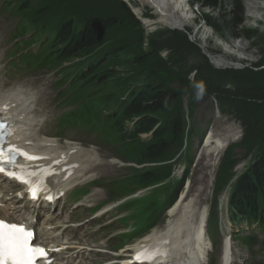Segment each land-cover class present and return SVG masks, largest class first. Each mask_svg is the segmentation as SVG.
Instances as JSON below:
<instances>
[{
	"label": "rangeland",
	"instance_id": "1",
	"mask_svg": "<svg viewBox=\"0 0 264 264\" xmlns=\"http://www.w3.org/2000/svg\"><path fill=\"white\" fill-rule=\"evenodd\" d=\"M83 1L85 0H60L63 21L70 19L71 15V20L74 23L84 18L85 13L80 6ZM88 1L92 11L116 16L118 19H116V23L106 26L103 39L88 54L104 55L109 47L134 53L136 51L131 49L138 50L136 44L138 45L139 42L142 50L151 54L146 68L137 69L129 65L124 66L114 58L109 63L110 67L107 71L112 73L116 80L119 78L124 79L129 75L133 76L128 85L130 83L134 87L144 83L143 80L147 78V80H157L165 88L178 92L173 108L178 110L177 106L179 105L182 108L186 137L181 146L169 152L166 161L156 163L159 168L168 163L167 165L171 169L168 176L164 174L165 176L159 178L158 188L153 196L156 198L157 194L167 193L181 185L176 200L188 188L190 195L200 196L202 202L204 200L205 214H208L209 208L211 211H218L219 232L217 237L222 240L224 236L231 234V258L237 253V257L234 256L233 258L237 259L235 261L238 264H264V257L257 251V248L251 254L247 253L246 255L240 241L234 238L235 233H238V231L239 234H246L251 228H247L242 224L241 229L237 231L236 225L229 222L226 215V198L233 185L232 183L238 176L245 173L253 160L252 156L257 154L264 145V122L259 121L262 117L261 111L264 108V44H260L257 40L261 34H264V0H260L263 21L250 22L247 20L241 24V19L238 18L239 2L241 0H216L215 3L207 5L204 4V0L200 2L177 0L188 2L190 7L196 11L193 14L195 23H192L189 28L183 29L161 24L156 20V15L148 6H144L143 13H136L139 4L137 0ZM122 5H125L127 10L124 11ZM247 6L248 4H244V9ZM206 17L215 18L219 30L212 29L207 24ZM143 19L148 20V24H144ZM203 22L207 25L206 30L208 33L199 36L202 39V41H199L194 35L198 31V26ZM1 23L5 24V22ZM207 37H209L208 45L211 47L216 46L219 49L217 52L203 47L206 44ZM235 45H245L246 51H238ZM224 50L229 53H225ZM220 52L222 54H232L233 56L214 57L219 55ZM127 53L128 55L131 54ZM8 69L9 67L1 72L5 75L14 74L11 67ZM44 74L52 76L56 80L54 71H49V73L44 71ZM122 89H119V91L123 92ZM38 90L42 92L45 101H51V99L48 100L51 92H46V94L45 89L40 90L38 88ZM249 118L252 120H249ZM219 119L224 122L223 126L232 125L231 127L235 128V134L233 140L212 168L208 163H205L207 159H201L200 153L202 152L205 135L211 128L210 125L213 120ZM84 121L87 122L85 118ZM256 122H258L257 125ZM79 125L86 126L83 121ZM87 129L80 131V135L74 138L83 145L93 146L100 154L102 163L92 180L110 181V179L121 177L124 173V175L128 174L127 167L115 155L113 148L98 144L95 141L97 140L95 133L88 126ZM147 137L142 135L141 138L146 139ZM228 155L234 161L235 166L225 173H219V164ZM187 158H191L189 164L186 163ZM91 185L93 184L74 188L70 193V197L73 199L79 198L83 193L88 192ZM105 198V191L102 190V194L96 200H91L90 204L97 201L101 202ZM148 202H142L138 205L147 204ZM125 213L127 212L120 213L116 210L112 211L111 214L98 216L94 219L92 218L94 214H91L85 206H80L78 212L73 213V224L81 227L79 229L71 227L70 229L73 233H76L74 236L85 241L89 247L106 250L102 253L93 249L89 251L93 253L97 260L108 259L110 264H126L132 255L133 243L139 238L131 239L126 243V246L118 249V251H113V249L118 248L116 241L113 238L109 239L111 235L131 229L123 224L129 223L133 216L122 221L123 224L118 220V217ZM167 215L168 212H164L161 215L163 219L160 222L165 221ZM160 225L158 226L160 227ZM207 245L210 246L209 242ZM98 252L99 254H97ZM218 256H210L212 263L208 261L207 264H220L221 253Z\"/></svg>",
	"mask_w": 264,
	"mask_h": 264
},
{
	"label": "trees",
	"instance_id": "2",
	"mask_svg": "<svg viewBox=\"0 0 264 264\" xmlns=\"http://www.w3.org/2000/svg\"><path fill=\"white\" fill-rule=\"evenodd\" d=\"M194 1L200 2L201 0ZM204 1L207 5L215 3L216 0ZM88 3V0L80 3L85 17L77 23L72 22L71 15L70 19L64 21L62 17L55 26L56 41L61 46L55 52V62L87 55L103 39L106 26L117 22L116 16L92 11ZM122 7L124 11L127 10L125 5ZM39 12L42 11L39 10ZM206 22L212 29L219 30L215 18L206 17ZM246 32L248 34V31ZM257 40L260 44H264V34H261ZM136 46L138 50L130 48L136 51L134 53L109 47L104 57L97 56L98 58H95L91 64L90 71L85 73L82 79L80 78V82H84L85 87L94 86L99 93H102L103 97L97 96L98 93H86L84 92L85 87H81L80 100L90 111V118L97 123L102 122L100 132L105 139L118 143L117 148L124 160L143 166L133 169L134 173L124 180L120 193L132 190L136 186L159 182V178L164 174L168 176L171 169L168 163L161 168L157 167L156 163L166 161L169 152L183 144L186 130L182 108L180 105L177 106L178 110L173 108L178 92L165 88L157 80H147V78L143 80L144 83L134 87L133 84L128 85L133 76L129 75L124 78L125 80L121 78L116 80L114 75L107 71L110 67L109 63L114 58L124 66L129 65L137 69L146 68L151 54L143 51L139 42ZM127 52L131 54L128 55ZM121 88L123 92L119 91ZM99 105H105L104 108L108 110L106 116L101 115ZM261 114L259 121L263 123L264 108ZM249 120L252 119L249 118ZM142 135L148 137L142 139ZM252 158L245 173L238 176L232 183L228 192V203L232 215L241 214L250 221L259 222L264 231V145ZM190 159L187 158V164L190 163ZM219 165V173H225L235 166L230 155L225 157ZM180 188L181 185L166 196L161 203L164 206L161 210L167 208L169 203L175 200Z\"/></svg>",
	"mask_w": 264,
	"mask_h": 264
},
{
	"label": "bare ground",
	"instance_id": "3",
	"mask_svg": "<svg viewBox=\"0 0 264 264\" xmlns=\"http://www.w3.org/2000/svg\"><path fill=\"white\" fill-rule=\"evenodd\" d=\"M137 2L139 4L135 11L136 13L142 12L144 6H148L156 15V20L163 25L176 26L183 29L189 28L192 23H195L193 14L196 11L190 7L188 2L177 0H137ZM244 4H248L246 9H244ZM238 10V18L241 19L240 24L245 23L247 20L250 22L263 21L260 0H244V2L241 0ZM144 24H148V20L145 19ZM206 27L207 25L204 22L198 26V31L194 36L199 41H202L199 36L208 33ZM208 39L209 37L206 38V44L203 47L217 52L219 49L216 46L211 47L208 45ZM244 46L235 45V48L238 51H246ZM225 50V53H229ZM225 55L233 56L232 54H222L220 52L219 55L214 57H223ZM1 87L0 83V106L5 105L8 110L0 112L5 119L9 120L15 131L12 137L14 142L23 144L28 149L34 147L44 153L47 152L49 157L53 156L55 153L54 148L58 147L53 139L40 137L39 131L34 130L35 126L40 124L41 119L39 118L40 111L37 105H27V101L31 99V94L25 95L20 91L19 87H11L5 90L1 89ZM223 123L220 119L213 120L202 144L201 159H207L205 163H208L212 168L216 160L219 159L225 148L233 140L235 134V128L231 127L232 125L223 126ZM68 151L69 154L63 163L65 168L63 169L61 165L58 166L60 174L53 181V186L57 191L70 190L72 186L87 180L90 173L93 170H97L100 166L99 153L95 152L93 148H79L77 150L70 147ZM186 189V192L184 190L167 211L168 217L163 225L153 229L149 235L133 245V254L141 252L145 245H157L167 255H158L151 264H203L205 254H207L209 248L207 245V214H205L204 200L202 202L201 198H199L200 196L190 195L189 189ZM98 191V188H93L87 197H91ZM4 213L7 214V211ZM223 260L226 261L227 258H223ZM231 264H234V262L231 261Z\"/></svg>",
	"mask_w": 264,
	"mask_h": 264
},
{
	"label": "snow or ice",
	"instance_id": "4",
	"mask_svg": "<svg viewBox=\"0 0 264 264\" xmlns=\"http://www.w3.org/2000/svg\"><path fill=\"white\" fill-rule=\"evenodd\" d=\"M2 110H6V106L0 108V111ZM5 135H11V131L6 121L0 119V173L27 184L30 195L35 199L38 192L43 190L41 187L43 180L40 179L37 182L28 178L40 177L41 175L47 176L51 173L45 169H41L39 173L29 172L26 170L25 165L18 164L17 156L22 157L25 161H35L41 159V157L27 154L15 146L4 147ZM12 168H16L18 171H11ZM33 239L34 232L25 229L23 225L0 220V264H37L38 261L47 259V251L32 244ZM158 255L166 256L167 253L160 250L157 245H145L135 259L140 264H151Z\"/></svg>",
	"mask_w": 264,
	"mask_h": 264
}]
</instances>
